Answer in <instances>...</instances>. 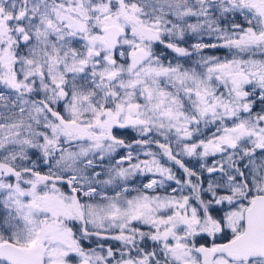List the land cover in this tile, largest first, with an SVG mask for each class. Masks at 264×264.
I'll use <instances>...</instances> for the list:
<instances>
[{"label":"rangeland","instance_id":"obj_1","mask_svg":"<svg viewBox=\"0 0 264 264\" xmlns=\"http://www.w3.org/2000/svg\"><path fill=\"white\" fill-rule=\"evenodd\" d=\"M261 1L0 0V242L44 252V264H147L132 239L147 228L169 262L194 264L196 215L223 210L242 231L264 194V57L203 49L242 50L248 31L264 45ZM109 23L125 30L116 52ZM138 49L148 59L135 66ZM77 226L93 237L81 242Z\"/></svg>","mask_w":264,"mask_h":264},{"label":"trees","instance_id":"obj_2","mask_svg":"<svg viewBox=\"0 0 264 264\" xmlns=\"http://www.w3.org/2000/svg\"><path fill=\"white\" fill-rule=\"evenodd\" d=\"M52 0H47V2L50 4L52 3L51 2ZM66 0H57V2H62L64 3ZM91 3H98V2H105V0H89ZM99 5H101V3L98 4V7H100ZM103 5H106V4H103ZM260 7H262V9L264 10V0L261 1V5ZM260 12V11H259ZM262 14V12H260ZM81 15V13H80ZM90 16H93L91 14H89ZM264 15V14H263ZM83 17V15H82ZM86 18V16H84L82 19ZM246 47L245 48H241L242 50H240V48H237V47H234V45H230V46H227V45H223L222 44H217V45H214V46H210L206 49H203L204 51H207V52H210L212 54H215L217 57H219L220 59H223V60H231L233 62H236V61H246V60H251V59H257L256 62H254L253 64L255 63H258L259 60L261 59V57H264V45L263 43L261 44L260 43V35H256L254 34V32L252 31H248L247 32V37H246ZM242 40L240 39H235V40H232V43H236L237 45L239 43H241ZM252 43H254L252 45ZM157 48V53L158 55H163L164 57H167V60H163V61H170V60H173L174 58V54L175 52L174 51H171L172 48L170 45H156ZM163 59V58H162ZM15 66L14 63H11L10 66H9V70H12L13 71V67ZM254 66H247L245 69L247 70H251V68H253ZM2 68V67H1ZM1 70V73L5 74V75H8L9 72H6L4 70V68L0 69ZM60 106V104H59ZM60 109V108H59ZM260 109V107H254V110H258ZM48 111V110H47ZM51 111V110H50ZM54 112L52 111L51 114H53ZM112 135L113 137H115L116 139H119V140H122L123 142H134V140H136V137L134 139L130 138V139H127L125 138V134L121 131H118V130H113L112 131ZM48 150V148H46ZM61 150V147L58 146L57 150L51 152V153H48L47 154V160H45L43 163H42V167L46 168L48 165H49V162L52 161L55 157H56V154ZM122 154V153H121ZM121 154H118L117 155V158L121 156ZM147 180V179H146ZM148 194V192H145ZM222 212L223 210L218 212V210H213V209H208L206 210L203 214H199V215H196V218L197 220H201L200 222L201 223H204L202 226H204L202 228V231H198L191 239L192 241H198L200 239H206V238H202V235L204 233H208L209 230H207L208 226H224L225 224V221L222 217ZM76 227V226H75ZM151 228V227H150ZM74 230V233L76 235V237H78L81 242H85L86 240L84 239L86 236L85 235H89L90 237H93L94 233H85V229L81 228V231H80V226H77V228L73 229ZM224 230V229H222ZM153 230H149L147 228H139L137 229V233L136 235L132 238L133 242H142L144 243L140 250H142V254H144V258L146 260V257L148 256V263L147 264H173V262H169V260L165 259L164 257V250L162 248V245L159 243V242H152L150 240V236H149V233H151ZM144 232H146V234H148V237L147 235L146 236H143ZM82 234V239L81 237H79V234ZM221 235L223 236H229V237H233L236 233L233 232V233H220ZM96 235L98 236H101L103 238H108V236L104 235L102 236L101 234L97 233ZM117 234H112V237L111 239H115L116 242H119V240H116L118 239L117 238ZM92 239V238H91ZM211 239V238H209ZM207 239V240H209ZM114 247L113 249H116L117 246L112 244L111 248ZM138 247H134V246H131L130 248V251H131V256H136V253H138L139 251ZM138 254H141L140 252ZM139 256V255H138Z\"/></svg>","mask_w":264,"mask_h":264},{"label":"water","instance_id":"obj_3","mask_svg":"<svg viewBox=\"0 0 264 264\" xmlns=\"http://www.w3.org/2000/svg\"><path fill=\"white\" fill-rule=\"evenodd\" d=\"M101 32L107 50L116 52L119 40L125 34L124 28L117 23H109L101 28ZM147 59L148 54L142 49L133 53L135 66L144 64ZM217 250L233 261L264 258V194L254 196L251 204L244 210L243 230L228 242L219 245ZM0 260L6 264H44V254L4 241L0 243ZM80 264L90 263L82 261Z\"/></svg>","mask_w":264,"mask_h":264},{"label":"flooded vegetation","instance_id":"obj_4","mask_svg":"<svg viewBox=\"0 0 264 264\" xmlns=\"http://www.w3.org/2000/svg\"><path fill=\"white\" fill-rule=\"evenodd\" d=\"M51 2L55 3L57 0H52ZM224 229V230H222ZM243 229V227H242ZM207 230H209L208 233H204L202 235V238L206 239H200L198 241H192L190 239L189 241V249H191L192 252H195L197 255V261H194V264H248L252 260L259 263L260 261L264 260V258H252L248 259L245 261H233L228 259L226 256H224L222 253H220L217 250V247L221 244H224L228 242L230 239L235 237L238 233L241 231H236L235 235L233 237L229 236H223L220 233H232L231 230H229L226 225L224 226H208ZM193 236H191L192 238ZM211 238V239H209ZM209 239V240H207ZM114 248V247H112ZM36 252H42V251H37ZM165 259L168 260V258ZM82 262V261H81ZM146 263H148V256L146 257L145 260ZM90 263V262H89ZM80 264V263H79ZM91 264V263H90ZM260 264V263H259Z\"/></svg>","mask_w":264,"mask_h":264},{"label":"bare ground","instance_id":"obj_5","mask_svg":"<svg viewBox=\"0 0 264 264\" xmlns=\"http://www.w3.org/2000/svg\"><path fill=\"white\" fill-rule=\"evenodd\" d=\"M155 184V180L154 179H151L150 181L146 182L145 183V187L147 189H151L153 187V185ZM90 194L94 192V189H89L88 191Z\"/></svg>","mask_w":264,"mask_h":264}]
</instances>
